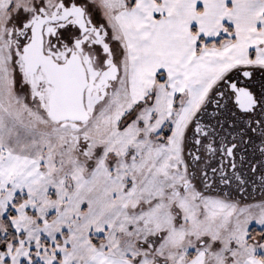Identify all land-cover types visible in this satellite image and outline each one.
Returning <instances> with one entry per match:
<instances>
[{
	"label": "rangeland",
	"instance_id": "obj_1",
	"mask_svg": "<svg viewBox=\"0 0 264 264\" xmlns=\"http://www.w3.org/2000/svg\"><path fill=\"white\" fill-rule=\"evenodd\" d=\"M134 1L0 0V264H187L196 253L203 264L264 260V199L207 193L189 175L194 120L180 123L168 100L181 74L122 65L123 51L113 50L110 16ZM73 2L84 28L67 13ZM256 7L264 28V0ZM40 20L45 61L80 56L84 119L53 116L48 64L27 68ZM241 50L249 60L237 68L264 69L263 49Z\"/></svg>",
	"mask_w": 264,
	"mask_h": 264
},
{
	"label": "crops",
	"instance_id": "obj_2",
	"mask_svg": "<svg viewBox=\"0 0 264 264\" xmlns=\"http://www.w3.org/2000/svg\"><path fill=\"white\" fill-rule=\"evenodd\" d=\"M130 4L134 7L130 11L110 16L118 28L111 42L113 50L123 51L122 65L130 61L131 65L158 67L155 75L163 70L181 74L182 81L174 84L168 100L171 112L182 115V124L193 121L216 85L242 61L249 60L241 49L264 50V28H258L261 14L257 15L256 0H135ZM74 6L82 8L81 3L73 2ZM110 17H104L109 25ZM96 24L100 25L98 20ZM221 34L229 37L221 46L203 43L198 50L200 38L209 41ZM256 62L264 63V53ZM183 92L179 103L177 98ZM145 96L136 94L140 101ZM198 256L196 253L187 264H203L196 260ZM248 264H264V260L252 256Z\"/></svg>",
	"mask_w": 264,
	"mask_h": 264
},
{
	"label": "flooded vegetation",
	"instance_id": "obj_3",
	"mask_svg": "<svg viewBox=\"0 0 264 264\" xmlns=\"http://www.w3.org/2000/svg\"><path fill=\"white\" fill-rule=\"evenodd\" d=\"M77 19L84 28L85 18L83 21L77 14ZM247 89L254 95L251 107L246 102ZM190 143L189 175L203 181L198 184L205 185L204 192L245 200L264 199L262 67L235 69L216 85L194 119ZM189 184L196 186L188 181L185 185Z\"/></svg>",
	"mask_w": 264,
	"mask_h": 264
},
{
	"label": "bare ground",
	"instance_id": "obj_4",
	"mask_svg": "<svg viewBox=\"0 0 264 264\" xmlns=\"http://www.w3.org/2000/svg\"><path fill=\"white\" fill-rule=\"evenodd\" d=\"M69 12L75 13L76 16L79 14L80 19L84 21V13L81 7L75 6L67 13ZM41 22V20L37 22L34 31V40L32 44L26 48L23 55L27 68L29 71H32L42 62H45L46 65L48 64L50 78L57 86V90L52 96L53 107L50 108V112L53 116L56 118L69 117L74 119H84L87 117L88 112L83 104H80V101H78L76 96L78 84L80 83L77 77H79V74L81 73L80 69L83 68L80 56L74 53L69 64L59 71L56 68L57 64L45 61L46 55H44L42 50L43 36L40 30Z\"/></svg>",
	"mask_w": 264,
	"mask_h": 264
},
{
	"label": "water",
	"instance_id": "obj_5",
	"mask_svg": "<svg viewBox=\"0 0 264 264\" xmlns=\"http://www.w3.org/2000/svg\"><path fill=\"white\" fill-rule=\"evenodd\" d=\"M46 21H43V22H41V25H40V30L42 29V26L44 25V23H45ZM41 32H42V30H41ZM71 59V58H70ZM70 59H69V61L67 62V63H65V64H58V65H56V68H57V70L59 71V70H62L63 68H65L68 64H69V62H70ZM43 66V67H45L42 63H40L38 66ZM60 65V66H59ZM37 66V67H38ZM36 67V68H37ZM47 70V69H46ZM81 70V73L79 74V77H77V79H78V81L80 82L79 84H78V89H77V94H76V96H77V99H78V101H80V104H83V91H84V88H85V86H86V83H87V81H86V75H85V72H84V69L82 68V69H80ZM53 82V81H52ZM54 84H55V82H53ZM55 86H56V84H55ZM246 92L248 93L247 94V103L250 105V107L253 105V100H254V95L251 93V92H249V90L247 89L246 90ZM239 101L241 102V99H239ZM53 107V100L51 99V108ZM249 106H248V108H250ZM247 110V109H246ZM62 118V117H61Z\"/></svg>",
	"mask_w": 264,
	"mask_h": 264
},
{
	"label": "trees",
	"instance_id": "obj_6",
	"mask_svg": "<svg viewBox=\"0 0 264 264\" xmlns=\"http://www.w3.org/2000/svg\"><path fill=\"white\" fill-rule=\"evenodd\" d=\"M225 27L228 30H232V27H230L229 25H225ZM226 39H229V37L227 35H224V34L220 35L219 38L212 39V40H209V41H207L204 38H200L199 43H198V50H200L202 48V44L203 43H205V45H207V46H212V45L221 46L222 42L224 40H226ZM4 224H5V227L7 229L8 235L9 236H14L15 232H14V229L12 227L11 221L9 220L8 217L4 218ZM262 231H264V229Z\"/></svg>",
	"mask_w": 264,
	"mask_h": 264
}]
</instances>
